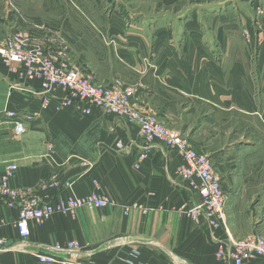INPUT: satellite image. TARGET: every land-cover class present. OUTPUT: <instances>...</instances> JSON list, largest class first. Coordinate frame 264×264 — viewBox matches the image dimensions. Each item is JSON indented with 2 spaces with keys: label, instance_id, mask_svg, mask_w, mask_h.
<instances>
[{
  "label": "crops",
  "instance_id": "1",
  "mask_svg": "<svg viewBox=\"0 0 264 264\" xmlns=\"http://www.w3.org/2000/svg\"><path fill=\"white\" fill-rule=\"evenodd\" d=\"M79 3L0 0V43L23 33L26 46L75 59L95 82L120 79L134 105L211 157L226 194L225 224H194L184 215L201 201L200 180L181 178L180 155L143 142L136 124L68 100L65 90L44 93L38 79L0 56V171L16 163L10 186L41 201L62 195L116 201L30 223L26 238L14 227L16 209L0 202V264H54L38 256L66 257L70 241L80 244L83 264H233L231 240L253 234L257 218L242 207L250 187L231 182L241 176L233 167L237 154L245 158L256 145L230 141L211 149L209 141L225 134L218 118L257 115L264 125V0H135L130 7L124 0H85L82 9ZM46 4L56 12L45 15ZM91 56L102 59L104 70ZM5 111L29 117L23 135L14 136Z\"/></svg>",
  "mask_w": 264,
  "mask_h": 264
},
{
  "label": "built area",
  "instance_id": "2",
  "mask_svg": "<svg viewBox=\"0 0 264 264\" xmlns=\"http://www.w3.org/2000/svg\"><path fill=\"white\" fill-rule=\"evenodd\" d=\"M25 41L23 33H13L3 45H0V56L6 64H16L24 77L38 79L44 93L55 89L65 90L68 100L84 101L123 118L128 123L136 124L143 142L151 144L158 141L167 150L180 155L182 163L178 173L181 178L186 181L194 178L200 180L196 190L201 201L186 208L184 215L194 224H199L202 219L216 227L225 224L223 206L226 194L213 171V162L208 155L194 149L185 137L178 131L166 127L148 109L134 105L130 100V89L120 79H113L104 84L96 83L81 63H71L68 59L57 58L45 53L36 45L28 47ZM84 112L89 111L85 108ZM4 115L12 120L15 137L25 133L26 123L30 120L27 115L16 111H5ZM116 146L121 150L124 148L120 140ZM149 151L150 149L146 150L143 157L148 155ZM16 169V163L10 161L0 171V202L8 208L16 209L14 227L21 238L29 236L30 223L40 225L45 219L57 214L71 215L84 205L102 208L116 204L115 199L109 195H88L83 198L62 195L52 201H41L25 190L10 186ZM124 213H127L126 210ZM231 246L229 257L233 264H245L256 258L264 260V238L257 232L242 239L231 240ZM80 248L77 241H70L64 248L66 257L40 255L38 259L54 264H83L78 255ZM223 257V251L219 250L216 259L220 260Z\"/></svg>",
  "mask_w": 264,
  "mask_h": 264
},
{
  "label": "rangeland",
  "instance_id": "3",
  "mask_svg": "<svg viewBox=\"0 0 264 264\" xmlns=\"http://www.w3.org/2000/svg\"><path fill=\"white\" fill-rule=\"evenodd\" d=\"M124 1L131 2L130 5H128L129 7L134 5V2H135V0H124ZM80 2L81 3L78 4L79 8L80 9L85 8V0H80ZM95 7H98L99 10H102L104 6L100 5L99 3L98 5H95ZM0 9H1V5H0ZM43 12H45V15H51L53 14V12H56V11L53 10V5L46 4L45 10H43ZM61 12L65 14L68 13L66 15H70L69 6L62 4ZM47 18L48 17H45V19ZM6 40H7V37L6 39H3L1 41L0 45H3L4 42H6ZM45 53H48V52H45ZM49 54L53 55L52 53H49ZM91 58H93L94 64L97 66V69L104 70V68L103 69L101 68L102 59L96 56L95 57L91 56ZM70 62L76 63L77 61L71 58ZM91 78L92 80H94L93 76H91ZM96 83L104 84V82H96ZM217 123L222 125L220 127L222 131L224 130L226 131H225V134L221 133V136H219V132H218L217 137L212 138L209 141V147L211 149L216 148L217 146L224 144L226 142L228 143L230 141H235L234 144L238 143L239 141L242 143L247 141L249 142V144L254 143L256 145V147L254 148L256 149V152L252 154H248V156H246L245 158H242L240 157L239 154H237L238 156L236 158L233 170L237 173H240L241 176L238 180L231 181V182H236L238 186H244V188L250 187V190L245 192V196L243 197L244 200L247 201L246 205L248 207H245V206H242V207L245 209L249 208L251 213L254 214V216H257V218L255 219V227H254L253 233L257 232L264 238V221L261 227V223L264 218L263 216L264 215V198H263V194H264V125H262V122L259 116L254 115V117H251L249 115L245 116L243 114H238L237 116L235 115L232 117H228L227 119L218 118ZM215 169L216 167L213 165L214 172H215ZM245 174H250V176L246 177ZM226 201L223 206V215H224V208H225ZM224 219H225V216H224Z\"/></svg>",
  "mask_w": 264,
  "mask_h": 264
}]
</instances>
